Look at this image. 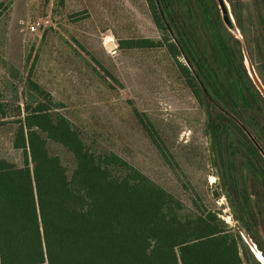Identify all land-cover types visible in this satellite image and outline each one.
Masks as SVG:
<instances>
[{
    "label": "trees",
    "instance_id": "obj_1",
    "mask_svg": "<svg viewBox=\"0 0 264 264\" xmlns=\"http://www.w3.org/2000/svg\"><path fill=\"white\" fill-rule=\"evenodd\" d=\"M147 1L164 41L122 47L165 42L205 111L219 180L214 196L227 199L237 229L216 211L189 207L117 153L95 150L46 94L18 122L13 147L23 166L0 159V264H262L241 232L264 257V155L256 145L264 151V97L248 73L242 41L224 25L216 0ZM180 48L204 89L180 61ZM136 115L163 152L152 123Z\"/></svg>",
    "mask_w": 264,
    "mask_h": 264
},
{
    "label": "rangeland",
    "instance_id": "obj_2",
    "mask_svg": "<svg viewBox=\"0 0 264 264\" xmlns=\"http://www.w3.org/2000/svg\"><path fill=\"white\" fill-rule=\"evenodd\" d=\"M232 2L248 41L235 20L241 34L236 38L264 86V69L259 70L264 39L258 43L264 0ZM35 21L43 27L30 33ZM140 39L164 41L147 0H0V159L23 166L22 152L13 147L18 122L27 105L44 101L47 94L95 150L117 153L189 207L216 211L237 229L227 199L214 196L219 180L205 134V111L165 42L154 49L122 47ZM180 61L185 63L184 57ZM245 64L248 70L246 57ZM136 111L154 126L163 152Z\"/></svg>",
    "mask_w": 264,
    "mask_h": 264
},
{
    "label": "water",
    "instance_id": "obj_3",
    "mask_svg": "<svg viewBox=\"0 0 264 264\" xmlns=\"http://www.w3.org/2000/svg\"><path fill=\"white\" fill-rule=\"evenodd\" d=\"M216 2H217V4H218V8H219V10H220V14H221L222 21H223L224 25L226 26V28H227V29H228V30H229V31H230L235 37L241 38L240 31H239V29H238V27H237V25H236L235 18H234V16H233L232 12H231V8H230V6H229L227 0H216ZM157 4H158V3H157ZM158 7H159V11H160V13H161V16H162L164 22L166 23V25H167L169 31H171V30H170V27H169V25H168V23H167V20H166V18H165V16H164V14H163V12H162V10H161L159 4H158ZM173 39H174V41L176 42L175 37H173ZM176 43H177V42H176ZM180 49H181V48H180ZM181 51H182V54H183V57H184V60H185L186 65H187V66L191 69V71H193V73L195 74V71L193 70L192 65H191L190 62L188 61L187 57L184 55L182 49H181ZM243 51H244V54H245L246 60H247V62H248V70H249L250 77L252 78V80L254 81L255 85H256L257 88H258V90L261 92V94H262L263 97H264V86H263V84L261 83V81L259 80V78H258V76H257V74H256V72H255V70H254V68H253L252 63L250 62V59H249V57L247 56V53H246L244 47H243ZM195 76H196V74H195ZM196 77H197V79L199 80L198 76H196ZM199 82H200V80H199ZM200 85H201V86L203 87V89H204V86H203V84H202L201 82H200ZM205 91H206V90H205ZM250 137H251V138L253 139V141L256 143L255 139H254L251 135H250ZM256 145H257L258 148L260 149L261 153L264 155V151L261 149V147H260L257 143H256ZM254 254H255V253H254ZM256 257L258 258V260H259L260 262H262V261L259 259V257L257 256V254H256ZM262 264H264V263L262 262Z\"/></svg>",
    "mask_w": 264,
    "mask_h": 264
},
{
    "label": "built area",
    "instance_id": "obj_4",
    "mask_svg": "<svg viewBox=\"0 0 264 264\" xmlns=\"http://www.w3.org/2000/svg\"><path fill=\"white\" fill-rule=\"evenodd\" d=\"M43 27L42 21H35L30 24L28 27V30L30 33H36L40 31V29Z\"/></svg>",
    "mask_w": 264,
    "mask_h": 264
}]
</instances>
